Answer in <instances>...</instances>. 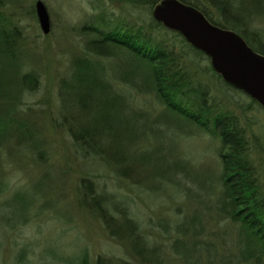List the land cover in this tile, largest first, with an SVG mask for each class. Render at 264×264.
I'll use <instances>...</instances> for the list:
<instances>
[{
  "label": "trees",
  "instance_id": "obj_1",
  "mask_svg": "<svg viewBox=\"0 0 264 264\" xmlns=\"http://www.w3.org/2000/svg\"><path fill=\"white\" fill-rule=\"evenodd\" d=\"M160 1L124 0L122 4L138 10L135 21L120 19L112 23L103 15L98 27H89L95 37L86 42L85 52L74 59L71 79L62 87L72 110L73 121L68 122L72 146L84 160L106 168L117 183L122 182L121 173L132 167L133 153H137L136 136L128 126H124L123 132L118 130L119 123L110 117L117 109L129 108L126 98L111 83L104 82L98 87V76L105 74L102 59L118 57L124 51L132 54L145 77L143 80L137 77L138 87H147V92L153 93L161 105L219 137L221 191L215 194L212 206L215 214L210 216L218 227L225 225V232L235 228V239L206 240L198 212L173 220L172 233L164 225V233L157 231L158 238L151 236L154 231L151 219H136L129 197L107 194V184L82 177L75 185L77 204L99 222L108 240L123 251V256H97L92 262L82 250L67 259L48 248L35 255L29 246L22 245L14 255V264H35L30 261L31 256H36L37 264H53L55 260L63 264H264V189L250 153V139L240 127L238 117L227 107H220L222 103L210 96L208 86L197 80L196 75L199 70L203 75L210 74L216 81L217 92L228 100L246 98L250 99L248 108L264 109L226 84L213 71L209 58L179 34L166 30L152 17L146 18L144 11L152 10ZM179 1L195 7L210 23L233 31L254 52L264 56L260 37L256 33V37H251L246 28L241 29L246 26L249 11L245 1L249 0ZM252 3L256 7L261 2ZM3 6L4 1L0 0V208H7L10 216L4 215L1 222L11 221V215L16 217L14 212L17 217H24L18 222L27 225L47 207L46 202L40 206L38 203L50 187L46 181L48 172L39 174L31 185L13 189L6 162L16 149L27 150L34 155L39 170L46 171L42 145L33 137L27 112L21 108L23 98L36 92L39 81L34 72L26 71L20 50L21 31L2 15ZM98 95L104 99L100 100ZM106 152L116 157V161H109ZM161 237L165 239L163 242L158 241Z\"/></svg>",
  "mask_w": 264,
  "mask_h": 264
},
{
  "label": "rangeland",
  "instance_id": "obj_2",
  "mask_svg": "<svg viewBox=\"0 0 264 264\" xmlns=\"http://www.w3.org/2000/svg\"><path fill=\"white\" fill-rule=\"evenodd\" d=\"M3 1L2 15L21 31L20 50L26 71L38 77V89L23 98L21 108L27 112L30 130L40 141L46 161V171H40L34 155L16 149L7 157V170L13 189L31 185L42 172H48L46 181L50 187L38 203L40 206L46 202V209L27 225L19 223L24 217H17L14 212L16 217L11 215V221L1 222L2 217L10 213L7 208H0V264H14V255L22 245L29 246L35 255L48 248L67 259L82 250L89 254L92 262L97 256H123V251L108 240L99 222L77 204L75 185L82 177L100 185L107 184V194L129 197L131 208L136 211L135 218L151 219L154 227L151 236L157 237V231L164 233V225L172 233L173 220L198 212L206 240L235 239V228L225 232V225L218 227L210 216L215 214L212 207L215 194L221 191L219 137L161 105L153 93L147 92V87H138L137 77L142 80L145 77L132 54L124 51L118 57L102 59L105 74L98 76V87L104 82L111 83L129 106L113 111L110 117L119 123L118 130L123 132L124 126H128L136 136L137 153H133L132 167L121 173L122 182L117 183L106 168L84 160L72 146L68 133V122L73 121L72 110L62 87L71 79L74 59L85 52L86 42L95 37L89 27H98L103 15L112 23L120 19L135 21L138 10L122 4L124 0ZM37 1L43 2L49 15L47 35L42 34L36 18ZM252 1H245L249 14L246 26L241 29L246 28L250 36L256 37V33L258 40L264 43V0L256 7ZM152 10L144 11L146 18L151 17ZM212 12L218 19L217 13ZM143 68L145 66H141ZM196 77L208 86L210 96L222 103L220 107H227L238 117L240 127L250 139V153L264 189V111L257 106L248 108L250 99L234 97L231 101L221 96L210 74L203 75L199 70ZM98 97L104 99L102 95ZM67 116L71 119L67 120ZM106 158L116 161V157L107 152ZM146 228L145 225L144 230ZM164 240L163 237L158 239ZM169 254L173 252L169 250ZM35 259L36 256L30 257V261L37 264ZM56 263L63 264L55 260L53 264Z\"/></svg>",
  "mask_w": 264,
  "mask_h": 264
},
{
  "label": "water",
  "instance_id": "obj_3",
  "mask_svg": "<svg viewBox=\"0 0 264 264\" xmlns=\"http://www.w3.org/2000/svg\"><path fill=\"white\" fill-rule=\"evenodd\" d=\"M35 14L42 34H49L50 19L43 2H36ZM151 17L203 53L226 84L264 109V56L254 52L240 36L210 23L195 7L179 0H161Z\"/></svg>",
  "mask_w": 264,
  "mask_h": 264
}]
</instances>
